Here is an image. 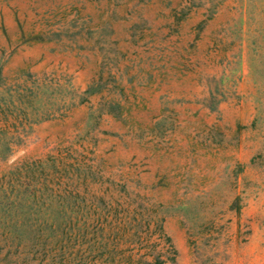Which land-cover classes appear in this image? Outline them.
I'll return each mask as SVG.
<instances>
[{
    "label": "rangeland",
    "instance_id": "1",
    "mask_svg": "<svg viewBox=\"0 0 264 264\" xmlns=\"http://www.w3.org/2000/svg\"><path fill=\"white\" fill-rule=\"evenodd\" d=\"M3 99L23 122L0 167L67 156L141 205L127 231L163 264H264V0H0Z\"/></svg>",
    "mask_w": 264,
    "mask_h": 264
},
{
    "label": "trees",
    "instance_id": "2",
    "mask_svg": "<svg viewBox=\"0 0 264 264\" xmlns=\"http://www.w3.org/2000/svg\"><path fill=\"white\" fill-rule=\"evenodd\" d=\"M111 101L109 114L121 116L124 108L128 112L120 100ZM12 106H15L13 101H0V120L5 124L0 128V139L3 138L0 140V162L16 138L13 132L6 135V128L15 127L16 121L23 122L13 115ZM21 106L20 103V112ZM11 118L13 120L9 124ZM29 120L26 118L24 121L32 122ZM51 157H24L8 167H0V264L164 263L161 254L152 253L157 244L150 241L152 234L149 228L143 235L127 231L126 225L131 221L134 224L140 216V204L132 203L127 197L117 199L90 193L91 175L87 174L88 170L82 181L76 182L80 177L79 168L68 163L67 156ZM80 186H83L86 197L79 194ZM51 205L54 206L51 219L42 216L30 221L33 211L41 213ZM97 209H102L114 219V223L107 217L96 215ZM92 215L96 217L90 219ZM120 215L124 218L123 223L117 222ZM158 237L169 241L162 233ZM82 249H95L98 254L119 257L88 263L74 262V257ZM30 254L33 258H29ZM146 256H151V260Z\"/></svg>",
    "mask_w": 264,
    "mask_h": 264
}]
</instances>
